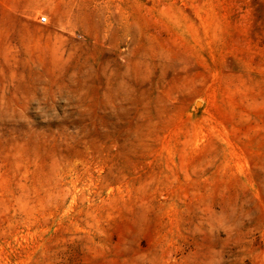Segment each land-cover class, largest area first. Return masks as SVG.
<instances>
[{"label": "rangeland", "instance_id": "374dc122", "mask_svg": "<svg viewBox=\"0 0 264 264\" xmlns=\"http://www.w3.org/2000/svg\"><path fill=\"white\" fill-rule=\"evenodd\" d=\"M0 264H264V0H0Z\"/></svg>", "mask_w": 264, "mask_h": 264}, {"label": "built area", "instance_id": "2783aa9c", "mask_svg": "<svg viewBox=\"0 0 264 264\" xmlns=\"http://www.w3.org/2000/svg\"><path fill=\"white\" fill-rule=\"evenodd\" d=\"M40 23H41L42 25H46V24L48 23V19H47V17H42V18L40 19Z\"/></svg>", "mask_w": 264, "mask_h": 264}]
</instances>
